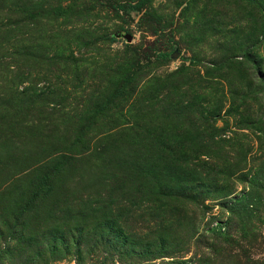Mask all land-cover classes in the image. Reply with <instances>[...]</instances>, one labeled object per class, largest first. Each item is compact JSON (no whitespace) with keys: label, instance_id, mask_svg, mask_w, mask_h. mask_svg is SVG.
<instances>
[{"label":"rangeland","instance_id":"obj_1","mask_svg":"<svg viewBox=\"0 0 264 264\" xmlns=\"http://www.w3.org/2000/svg\"><path fill=\"white\" fill-rule=\"evenodd\" d=\"M0 264H264V0H0Z\"/></svg>","mask_w":264,"mask_h":264},{"label":"trees","instance_id":"obj_2","mask_svg":"<svg viewBox=\"0 0 264 264\" xmlns=\"http://www.w3.org/2000/svg\"><path fill=\"white\" fill-rule=\"evenodd\" d=\"M246 1H249V2H254V3H256V0H246ZM139 5H140V3H139V4H137V5H135V7H134V8H135L136 10H137V9H139V8H140V7H139ZM106 226H107V225H106ZM36 244H37V243H35V244H33V245H35V246H36ZM36 248H38V247H36ZM40 248H41V247H40ZM38 250H39V248L37 249V251H38ZM148 252H150V251H147V253H148ZM42 253H43V252H42V249H40V251L38 252V254H37V255H38V256H41V255H42Z\"/></svg>","mask_w":264,"mask_h":264},{"label":"water","instance_id":"obj_3","mask_svg":"<svg viewBox=\"0 0 264 264\" xmlns=\"http://www.w3.org/2000/svg\"><path fill=\"white\" fill-rule=\"evenodd\" d=\"M126 39H127L128 41H130V37H129L128 35H126Z\"/></svg>","mask_w":264,"mask_h":264}]
</instances>
